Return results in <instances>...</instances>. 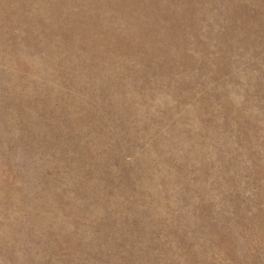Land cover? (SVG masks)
<instances>
[{
    "label": "rangeland",
    "instance_id": "obj_1",
    "mask_svg": "<svg viewBox=\"0 0 264 264\" xmlns=\"http://www.w3.org/2000/svg\"><path fill=\"white\" fill-rule=\"evenodd\" d=\"M0 264H264V0H0Z\"/></svg>",
    "mask_w": 264,
    "mask_h": 264
}]
</instances>
